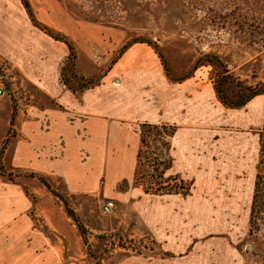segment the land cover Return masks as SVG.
I'll list each match as a JSON object with an SVG mask.
<instances>
[{
  "label": "rangeland",
  "instance_id": "374dc122",
  "mask_svg": "<svg viewBox=\"0 0 264 264\" xmlns=\"http://www.w3.org/2000/svg\"><path fill=\"white\" fill-rule=\"evenodd\" d=\"M30 2L43 24L75 44L76 68L65 78L107 74L122 47L142 37L157 44L174 78L191 77L170 82L157 51L137 42L116 65L122 71L102 78L105 94L111 90L115 97V91L132 85L146 91L145 99L157 105L155 122H163L168 106L163 101H176L183 118L170 124L182 127L193 100L199 104L205 95L208 107L196 105L197 112H209L212 120H201L194 131L199 137L198 168L192 178L161 176L164 169L157 161L166 155L168 136L153 134L141 148L128 198L99 197L85 205L70 200L89 231L86 242L73 219L55 212V222L38 205L26 207L25 193L32 195L30 188L40 184L33 173H16L13 183L0 176V245L21 249L17 264H264V175L254 211L247 198L253 168L264 170V94L243 109L222 108L213 90L215 68L203 62L194 69L199 57L216 54L240 81L253 86L264 82V0ZM68 54L64 42L32 23L21 0H0V84L6 88L0 100L21 109L37 102L39 77L60 72ZM14 133L11 128L7 135ZM109 199L116 207L105 214L102 205ZM62 234L69 236L67 241ZM34 237L36 252L25 255ZM53 246L60 257L49 254L46 247Z\"/></svg>",
  "mask_w": 264,
  "mask_h": 264
},
{
  "label": "crops",
  "instance_id": "0c3cea01",
  "mask_svg": "<svg viewBox=\"0 0 264 264\" xmlns=\"http://www.w3.org/2000/svg\"><path fill=\"white\" fill-rule=\"evenodd\" d=\"M133 45L135 44L123 52L105 74V80L111 76L109 73L122 71L120 67L116 69V65L130 52ZM164 75L167 77L165 70ZM89 77H95V73ZM167 79L170 82L184 81H173L168 77ZM35 87L41 96L34 104H26L24 109L18 106L13 124L11 101L0 100V149L8 131L12 128L15 132L5 148L4 170L11 174L33 173L37 179L44 178L53 191L65 195L69 206L77 215L79 209L73 208L70 202L72 199L81 200L85 205L92 199L98 201L99 197L116 198L117 201L128 198L135 185L142 123L171 125L170 121L173 120L177 125L183 118L179 114L181 111L179 103L167 99L166 103L165 101L162 103L166 106L168 102L166 109H163V122H155L159 121L156 118L157 105L145 99L146 91L135 89L133 85L132 88L127 86L124 90L113 92L115 97L110 94L111 90L105 94V89H101L100 84L78 93L65 87L60 72H57L42 74ZM205 98V95H202L199 104L193 100L196 104H192L187 116L184 117L188 127L172 125L175 132L168 138V144H164L163 147L166 153L163 160L168 162L166 175L187 174L191 178L195 176L198 168L199 137L194 131L198 124L203 123L201 120L207 124L212 120L209 112L202 113L200 109V113L197 112L196 105L208 107L203 100ZM218 102L222 108L231 109L223 106L219 100ZM261 138L262 133L260 142ZM257 168L256 166L253 168L251 187L247 193L250 206L253 203L257 177L264 175V170L259 171ZM102 177L104 184L101 183ZM38 181L40 184L34 183L33 188H30L32 195L25 193L26 207L38 205L41 212L44 211L43 214L55 222V212L58 216L61 214L64 219H72L65 207L62 208L63 202L39 179ZM245 189H241L244 198ZM190 202L189 200L187 203L186 200L189 206L192 205ZM186 204L184 205L187 206ZM58 227L60 231H64L60 225ZM62 235L64 239L69 237ZM74 236L76 235L73 233L72 238ZM37 241L38 238L34 237L33 244L26 249L25 255L30 256L36 252V248L33 247L37 245ZM48 248L51 256L60 257V249L57 246L46 247ZM20 252L21 249L17 251L0 245V264H5L9 259L12 261L11 264L13 262L17 264L22 257ZM54 260L52 257L51 261Z\"/></svg>",
  "mask_w": 264,
  "mask_h": 264
},
{
  "label": "trees",
  "instance_id": "16d2710c",
  "mask_svg": "<svg viewBox=\"0 0 264 264\" xmlns=\"http://www.w3.org/2000/svg\"><path fill=\"white\" fill-rule=\"evenodd\" d=\"M22 4L24 5L32 23L42 30L44 33L48 34L51 36L53 39L57 41L64 42L68 49H69V54H68V59L65 62V65L62 66L60 74H61V80L73 92H81L84 91L85 89L94 87L96 85H99L102 78L105 76L104 74H99V76L95 78H86L85 76H80V77H67L65 78V73L70 70H75L76 68V47L73 41L65 34L61 32H57L43 24L35 15V12L33 10L32 4L30 0H21ZM148 43L151 45L152 48H154L162 62V65L164 67L165 73L167 77L173 81H182L191 76V74H186L182 78H174L171 75V70L168 64V61L166 57L162 55V53L158 50L157 44L153 41H148L142 37H137L133 39L132 41L127 42L120 52L118 53V57L114 59L112 65L117 61V59L123 54V52L132 44L134 43ZM206 62L211 64L215 68V74L216 76L214 77V90L216 93V97L218 100L222 103L223 106L227 108H242L245 107L249 102H251L253 99H255L257 96L264 94V82H261L255 86L253 85H247L245 82L240 81L238 78H236L232 73H230L227 65L224 63V61L216 54H209L206 53L202 55L201 57L198 58L196 62V66L194 69L198 67L199 64ZM76 80L78 83H76ZM15 115H16V107L13 105V113H12V124L14 123L15 120ZM175 132V127L172 125H168L165 123H160V124H151V123H143L140 131V136H141V148L143 144L147 141L148 137L151 135H158V137H161L162 135L171 137L173 133ZM166 133H169L167 135ZM10 135L8 134L3 141V145L0 149V175L3 177H8L9 180L14 181L12 179L14 174L11 173H6L4 170L3 166V156L5 152V148L7 147L8 141L10 139ZM263 141H264V135H263ZM164 144H168V139L164 141ZM264 147V144L262 148ZM139 149L138 153V164L140 160V155H141V150ZM160 165L163 166L164 171H162V175H165V170L168 167V162L167 161H157ZM32 175V174H31ZM260 178L261 176L258 175L256 183H255V193H254V198H253V203L251 206V210L254 211L257 202H258V190H259V184H260ZM40 182H42L49 190L53 192L61 201L64 203L65 209L68 213V215L73 219L75 222L81 236L83 237L84 241H87V234H88V229L85 226V224L81 221L79 216L75 213V211L69 206L67 199L62 196L60 193L55 192L51 189L49 183L42 177H38ZM175 191V190H174Z\"/></svg>",
  "mask_w": 264,
  "mask_h": 264
},
{
  "label": "built area",
  "instance_id": "2783aa9c",
  "mask_svg": "<svg viewBox=\"0 0 264 264\" xmlns=\"http://www.w3.org/2000/svg\"><path fill=\"white\" fill-rule=\"evenodd\" d=\"M6 95V88L0 84V99L4 98ZM116 203L113 199L105 201L102 205V212L105 214H110L114 211Z\"/></svg>",
  "mask_w": 264,
  "mask_h": 264
},
{
  "label": "water",
  "instance_id": "95a60500",
  "mask_svg": "<svg viewBox=\"0 0 264 264\" xmlns=\"http://www.w3.org/2000/svg\"><path fill=\"white\" fill-rule=\"evenodd\" d=\"M252 248H253V247H252L251 245L248 246V250H252Z\"/></svg>",
  "mask_w": 264,
  "mask_h": 264
}]
</instances>
